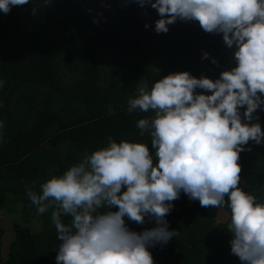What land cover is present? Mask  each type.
Returning a JSON list of instances; mask_svg holds the SVG:
<instances>
[{"label":"trees","instance_id":"obj_1","mask_svg":"<svg viewBox=\"0 0 264 264\" xmlns=\"http://www.w3.org/2000/svg\"><path fill=\"white\" fill-rule=\"evenodd\" d=\"M158 19L157 10L133 0H29L0 11V214L17 218L5 255L0 226V264H57L52 209L38 214L26 186L62 174L109 137L146 143L155 154L150 135L136 126L154 114L127 111L136 88L184 71L215 80L236 66L235 46L222 33L179 19L157 33ZM245 108L242 122L264 131V105L250 122ZM244 149L239 186L264 200V143L250 140ZM172 203L166 220L180 234L149 247L154 264H241L231 253L226 207H201L183 192ZM125 222L138 233L156 226L148 217L142 225Z\"/></svg>","mask_w":264,"mask_h":264},{"label":"clouds","instance_id":"obj_2","mask_svg":"<svg viewBox=\"0 0 264 264\" xmlns=\"http://www.w3.org/2000/svg\"><path fill=\"white\" fill-rule=\"evenodd\" d=\"M133 2L157 10V33H167L177 19L222 33L226 46H235L236 66L215 80L184 71L154 81L150 89H135L127 111L154 114L136 125L141 135H150L154 155L146 143L109 137L106 146L85 152L62 174L26 186L38 214L52 209L56 262L154 264L149 247L180 234L169 229L166 216L183 192L201 207H226L231 253L241 264H264V200L239 186L238 163L250 140L264 143L260 124L242 122L240 112L246 106L243 117L250 122L264 105V0ZM27 3L0 0V11ZM125 217L141 225L148 217L156 226L138 233Z\"/></svg>","mask_w":264,"mask_h":264},{"label":"rangeland","instance_id":"obj_3","mask_svg":"<svg viewBox=\"0 0 264 264\" xmlns=\"http://www.w3.org/2000/svg\"><path fill=\"white\" fill-rule=\"evenodd\" d=\"M225 216L223 215V212L219 213L218 220L223 221ZM11 221H17V218L15 216H5L3 214H0V226H3L5 230L4 239H3V255H5L8 242L10 240V237L13 235L11 228ZM11 231V234H10Z\"/></svg>","mask_w":264,"mask_h":264}]
</instances>
